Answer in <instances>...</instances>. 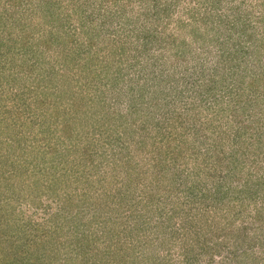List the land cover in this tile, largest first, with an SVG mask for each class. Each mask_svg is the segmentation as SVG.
<instances>
[{
    "label": "rangeland",
    "instance_id": "1",
    "mask_svg": "<svg viewBox=\"0 0 264 264\" xmlns=\"http://www.w3.org/2000/svg\"><path fill=\"white\" fill-rule=\"evenodd\" d=\"M0 264H264V0H0Z\"/></svg>",
    "mask_w": 264,
    "mask_h": 264
},
{
    "label": "trees",
    "instance_id": "2",
    "mask_svg": "<svg viewBox=\"0 0 264 264\" xmlns=\"http://www.w3.org/2000/svg\"><path fill=\"white\" fill-rule=\"evenodd\" d=\"M206 141V140H205ZM206 143V142H205ZM221 183V182H220ZM223 184H219V186L217 188H221ZM215 186V185H214ZM216 187V186H215ZM216 190V189H215ZM217 191V190H216ZM170 200H173V198H171ZM146 218V217H144Z\"/></svg>",
    "mask_w": 264,
    "mask_h": 264
}]
</instances>
